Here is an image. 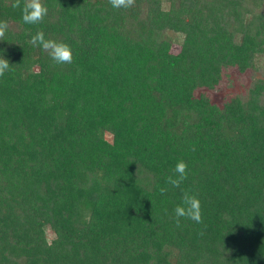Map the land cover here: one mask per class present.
<instances>
[{"label": "trees", "instance_id": "trees-1", "mask_svg": "<svg viewBox=\"0 0 264 264\" xmlns=\"http://www.w3.org/2000/svg\"><path fill=\"white\" fill-rule=\"evenodd\" d=\"M0 264H264V0H0Z\"/></svg>", "mask_w": 264, "mask_h": 264}, {"label": "rangeland", "instance_id": "rangeland-1", "mask_svg": "<svg viewBox=\"0 0 264 264\" xmlns=\"http://www.w3.org/2000/svg\"><path fill=\"white\" fill-rule=\"evenodd\" d=\"M179 51V47L174 48V52L177 53ZM233 80V81H232ZM249 85V76L244 75V76H239V75H234L231 78H228L226 82L223 83V85L220 87L219 92L224 95L228 94L230 92H233L235 89V86L238 87L239 91L246 90ZM48 234H52L50 230H48Z\"/></svg>", "mask_w": 264, "mask_h": 264}]
</instances>
